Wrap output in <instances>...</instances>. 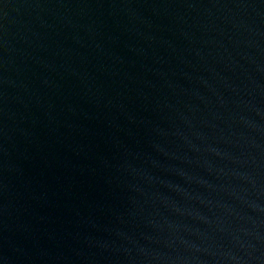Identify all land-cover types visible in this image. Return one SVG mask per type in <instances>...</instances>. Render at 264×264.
<instances>
[{"label":"water","instance_id":"95a60500","mask_svg":"<svg viewBox=\"0 0 264 264\" xmlns=\"http://www.w3.org/2000/svg\"><path fill=\"white\" fill-rule=\"evenodd\" d=\"M0 264H264V0H0Z\"/></svg>","mask_w":264,"mask_h":264}]
</instances>
